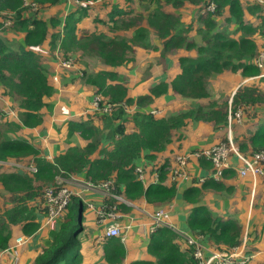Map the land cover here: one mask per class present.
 I'll use <instances>...</instances> for the list:
<instances>
[{
    "label": "trees",
    "instance_id": "1",
    "mask_svg": "<svg viewBox=\"0 0 264 264\" xmlns=\"http://www.w3.org/2000/svg\"><path fill=\"white\" fill-rule=\"evenodd\" d=\"M26 1L31 5H25ZM61 1L0 0V100H3L0 103V252L3 253H12L9 249L18 236L28 238L42 230L39 228L46 210L42 200L43 189L54 184L56 178L80 175L95 186L110 181V192L126 202H144L154 209L170 205L175 200L176 188L164 182L162 166L154 163L157 155L168 151L173 143L179 144L190 124L210 122L217 130L225 129L229 111L233 113L247 105L264 104V90L259 91L255 86L239 88L233 94L229 108L226 103L218 105L210 101L206 107L195 105L171 115L161 110L159 104L168 94L176 99L209 98L206 85L214 74L229 71L239 72L242 79L264 78L260 76L261 69L251 62L258 50L253 35L264 41V4L255 0L245 4L241 0H153L156 8L146 16L145 26L141 14L124 18L134 12L131 7L134 0H123L122 3L73 0L74 8L64 17H44L41 14L58 6ZM137 3L142 5L143 0H137ZM210 3L215 5L214 10L203 13ZM161 4L175 12L185 5L192 8L200 21L199 27L194 29L195 38L185 36L189 32L186 31L190 27L188 24L180 28L181 22H189V16L167 12ZM98 5L109 7L105 18L94 14L92 29L78 32L81 20L88 19ZM33 6L35 10L31 11ZM221 21L223 29L218 26ZM257 21L258 25L253 26ZM4 22H9V25L4 26ZM97 23L105 29L98 31ZM151 37L160 42L162 58L169 54L177 56L174 53L180 49L190 53L177 56L179 72L169 82L161 80L149 86L144 94L133 96L114 68L131 63L135 49L157 52L159 46L152 43ZM46 50L50 53L42 58ZM77 57L97 58L96 62L103 68L62 73L71 65L75 67ZM53 65L59 71H54ZM54 77L66 78L61 86H68L69 80L73 81L71 83L79 82L97 104L87 117L60 121V115H52L55 117L53 125L60 122L56 134L66 129L68 137L76 134L84 144L61 150L57 143L49 160L41 145L31 141V134L27 132L39 127L46 131L50 129L51 108L56 95L52 83ZM163 99L168 101V97ZM105 106L110 109L104 111ZM128 112L130 118L126 117ZM128 121L132 123L131 132L126 131L125 123ZM239 149L244 153L264 151V120H257ZM139 159L150 163L155 170L161 168L159 183L143 186L136 178L134 169ZM198 163L207 175L211 170L210 162L201 157ZM20 164L26 168L33 166L35 171L16 169L15 166ZM231 173L234 172L226 171L223 179ZM201 177H204L202 183L194 180L180 195V200L189 207L187 226L190 231L202 235L212 250H232L242 244V227L237 220L222 218L202 204V196L207 191L229 194L230 189L224 186V180L216 182L207 176ZM4 195L11 198L12 206L3 207ZM76 203L80 219L75 209L68 212L65 209L64 217L54 230L48 231V242L31 264L82 263L81 222L87 207L79 197ZM103 205L106 212L129 213L133 209L110 196H106ZM246 236H250L249 231ZM107 239L100 260L94 264L122 262L125 249L120 238ZM177 239L178 236L166 227L149 234L147 251L155 257V264H199L190 255L191 249L181 248ZM249 257L250 262L252 255ZM130 264L154 263L137 261Z\"/></svg>",
    "mask_w": 264,
    "mask_h": 264
},
{
    "label": "crops",
    "instance_id": "2",
    "mask_svg": "<svg viewBox=\"0 0 264 264\" xmlns=\"http://www.w3.org/2000/svg\"><path fill=\"white\" fill-rule=\"evenodd\" d=\"M247 2L253 1L247 0ZM185 7L193 11L192 8H189L187 6ZM105 9V12H107L109 7ZM164 10L174 14L177 13L174 9L169 8V6L168 10ZM247 20L252 21V18L247 17ZM258 23L259 21L253 22V25H258ZM139 51L147 54L148 56L150 53L156 54L158 52H153L152 50ZM189 53L190 52H186L184 49H182L180 55H187ZM159 56L162 57L160 53ZM167 56L168 55H166L165 57ZM135 62L136 61L134 59V61L129 63L126 67L128 69H133V66H135L133 64ZM55 69H57L56 66H54V71ZM57 71H59V69H57ZM116 72L119 73L118 71ZM178 72L179 68L175 72V74H177ZM120 75L124 80L123 82H125L123 75ZM56 82L57 80L53 79V83L56 84ZM71 82L73 81L69 80L68 86H66L65 88H75L81 85L79 82ZM61 84L63 83L61 82ZM62 88L64 89L63 85ZM63 95H66V92H63L61 94V96ZM56 96L57 95H55L54 98H56ZM75 96L76 95H71L70 98L74 99ZM0 103H3V100H0ZM2 108H5V105H3ZM60 119L64 120L61 116ZM242 120L243 122H246L245 118ZM241 122L242 121L240 118V121L236 123ZM43 130L46 131L44 128L39 127L37 129L28 131L27 134H31L30 137L33 139V142L35 144L38 145V143L40 142L39 145H41L42 141H38L37 138L41 139L40 132ZM252 130L253 122L249 126V130L247 132H244V134H242L241 136H238V134L236 133V128H233V131L232 129L228 130L227 127L225 129L217 130L210 122H200L196 125L190 124L184 132V138L182 139V141L179 144L173 143L172 146L168 148V151L158 154L157 159L154 163H156L158 167L162 166V169L165 172L164 182L170 185L168 173L172 168L176 166V162L174 161L176 155L185 154L217 144L219 142H222V140L224 139L226 140L228 135H230L232 139L234 137H237L238 143L236 144L239 146L243 141L246 140L247 136L250 135V132ZM205 133L209 134L207 138H205L204 136ZM249 148H251V146H249ZM44 154L46 153L44 152ZM136 167H141L143 170V186H146L147 184H153L156 170L152 168L151 164L139 159L136 163ZM201 168L202 167L199 166L198 159L195 158L189 160L186 166V170L195 178L207 176L204 175L206 174L204 168ZM160 169L161 168H158V170ZM64 181L71 184L69 185L70 188L77 194L76 196L73 195L75 196V199L76 197L77 199L79 197L87 207L84 210L83 220L81 222V225L83 227L81 233L82 238H80V254L82 256L81 264H94L95 262L100 260L99 257L103 254L106 242L109 240L104 237V233L106 228L112 224H117L120 226H126L128 224L130 225V228L126 234V239L124 242H122V245L125 249V256L122 262L118 264H130L131 262L137 261H146L155 264V257L150 255L147 251V242L149 235L146 226L149 222L148 215H150L157 208L154 209L144 202H139L137 205H135L124 201L127 205H130L133 208L131 212H112L115 214V218L105 217L103 219H100L97 212L104 206L103 201L106 198L104 196V193L98 188L81 189L78 182H82L84 184L86 180L80 175L69 177L67 179H64ZM223 182L224 186L230 189L229 194H220L217 192L207 191V193L202 196V204L206 205V207H208L214 214L221 216L222 218H232L237 220L243 230L242 239L244 238V254L246 256L252 255L249 264L264 263V180L257 179L253 181L248 176L241 177L238 176L236 172H234L231 173ZM188 185L189 183H181L179 184V186L175 187V200L170 205H166V207L170 210L171 224H173L175 228H177V230H179L180 232L195 236L198 234L190 231L186 222V215L189 212V207L185 206L183 204V201L180 200V195L183 189ZM39 231L33 236L28 237L24 244L16 248L17 260L15 262L14 256L11 252L8 251L3 253L0 256L2 264H31L33 258L42 250V248L49 240L48 230L42 229ZM248 231L250 232V236L247 237L246 233ZM111 239L115 240L116 238ZM177 243L181 248L185 247L183 239L178 238ZM202 246L207 251L212 250V247L204 237L202 239ZM206 255H208V253H206Z\"/></svg>",
    "mask_w": 264,
    "mask_h": 264
},
{
    "label": "rangeland",
    "instance_id": "3",
    "mask_svg": "<svg viewBox=\"0 0 264 264\" xmlns=\"http://www.w3.org/2000/svg\"><path fill=\"white\" fill-rule=\"evenodd\" d=\"M113 2L120 3L122 0H109ZM247 0H242V3L245 4ZM149 2H151V5H149ZM25 5H31L26 1ZM75 3L73 0H62L61 3L49 10H44L41 12V14L44 17H49V16H54V15H61L64 17L72 8H74ZM164 9L168 10L167 5H163ZM165 6V7H164ZM186 6V5H185ZM185 6H182L180 9H177L178 13H181V16H189V22H181L180 28L183 26H190L186 31H189L188 33L185 34V36H194V29L199 27L200 21L198 19V14L189 9H187ZM131 7H133L135 10L132 14L129 16H125L124 18L128 17H133L135 14H141L142 15V24L145 26V18L149 13H152L156 6L153 0H143L142 5H138L137 0H134L132 3ZM162 9V8H161ZM31 11H34L35 8L34 6L30 8ZM105 8H102L100 5L94 7L92 12L89 14L88 19H83L79 23L78 27V32L81 31L82 29H92L93 24L91 22V18L94 14L101 18H105ZM141 24V25H142ZM9 25V22H4V26ZM96 29L98 31H102L105 28L101 26L100 23L96 24ZM218 26L220 28H224L223 21H221ZM257 26V25H253ZM227 28V27H225ZM232 28L229 25V31H231ZM9 36H12L11 33H7ZM264 37V36H263ZM253 38L256 40L257 45H258V50H257V55L252 60L251 62L255 64L256 60L258 59L259 53L264 49V41L261 39L258 35H253ZM152 43L155 42L159 46V50L156 54H149V56L145 53L140 52L138 49L136 50L135 53V63L133 65V69H128L127 67H117L115 68L116 71H118L120 74L123 75L125 79V88L128 90L130 95L137 96L144 94L146 91H148V87L155 85L156 83L160 82L161 80L164 82H169L172 76L175 74V72L178 70V64L176 61L177 56L181 54L182 49H180L177 54V56H171L170 54L162 58L159 56V52L161 50V44L159 41H156L153 37H151ZM50 53L49 50H46L44 53H42V58L46 56V53ZM51 55V54H50ZM97 58H78L75 60L77 64H74V68L72 65L69 68L63 69L62 73L64 72H71L73 70L74 72H77V70L81 69H86V70H99L102 69L103 66L100 65L98 62H96ZM134 61V60H133ZM45 63L47 64L48 61L46 59ZM66 66L67 65H62ZM54 68V65H53ZM110 68V67H108ZM59 69V68H58ZM262 71V77H264V65L263 68L261 69ZM61 73V74H62ZM56 76V73L53 75ZM57 82L54 84L55 89H57L56 93V98H55V103L53 104V107L51 108V117H50V122H49V130L47 131H41V139L37 138L38 141H42L41 147L43 148L44 152L46 153L45 156L47 159H51L52 155L54 154V145L55 144H60L61 145V150H63L66 147L73 146V145H82L84 142L80 137H78L76 134H73L72 136L68 137L67 136V130L62 129L61 132L56 134L57 132V127L59 126L60 122L56 121V124L53 125L54 123V118L52 115L58 114L61 117H63L64 120H70L72 118H77L80 116L87 117L89 113H92L96 108L95 104L93 102V97L88 99L91 95V93H84V89L80 85L79 87H68L64 89L61 86V82L63 80H66V78H56ZM61 80V81H60ZM242 86H255L259 91L264 90V78H259V79H254V78H249V79H242L239 75V72L231 73L229 71L224 72L219 75H211L208 80V84L206 85V90L209 94V98L206 99H176L173 97V95H167L163 98L168 97V101H164V99H161V102L159 103L161 105V110L166 112L167 114H176L179 112H184L188 108L194 107L195 105H199L202 107H206L210 101L216 102L218 105H223L226 103L227 108H229L232 104V96L235 94L239 88ZM252 89V88H250ZM63 92H66V95L61 96ZM71 95H76L74 99H71ZM175 99V100H173ZM239 108L240 114H241V123H236L238 121H231L228 123L227 128L228 130L233 128H236V133L238 136H241L244 134V132H247L249 130V126L253 122V128L257 124L258 121L264 120V104H255V105H247V107L244 106ZM131 111V110H130ZM129 111V112H130ZM128 115H126L127 118H130ZM160 113V111H159ZM234 113V112H233ZM231 113V114H233ZM246 119V122H243L242 119ZM62 119H60L61 121ZM126 131L131 132L132 130V123L131 122H126ZM49 131V132H48ZM232 133V132H231ZM228 134V132H227ZM226 134V135H227ZM234 134V133H233ZM60 137H58V136ZM205 138L209 136L208 133L204 134ZM257 136V134H256ZM58 137V138H57ZM235 143L237 142V137H234L232 139ZM31 141L33 139L31 138ZM40 143V142H39ZM38 143V145H39ZM82 143V144H81ZM105 144V142H103ZM12 166V165H8ZM21 167H16V169H21V171L28 170L25 166L20 164ZM13 167V166H12ZM62 184L64 186H67L70 188L69 183L63 181ZM3 201V207H10L12 206L13 202H11V198L4 195L2 197ZM76 199L75 196H72L68 204L66 206V211L68 212L70 209H75L76 206ZM123 201V200H121ZM135 204V203H134ZM137 205V204H135ZM76 216H78L79 212L77 213V208L75 209ZM64 217V216H63ZM82 238V235H81ZM78 249V248H77ZM75 253H78L76 250ZM1 262V259H0ZM2 264V262L0 263Z\"/></svg>",
    "mask_w": 264,
    "mask_h": 264
},
{
    "label": "built area",
    "instance_id": "4",
    "mask_svg": "<svg viewBox=\"0 0 264 264\" xmlns=\"http://www.w3.org/2000/svg\"><path fill=\"white\" fill-rule=\"evenodd\" d=\"M260 4H264V0H255ZM215 8L213 3H210L203 13L206 11L212 12ZM255 65L262 69L264 65V49L259 53L258 59L255 62ZM53 79H56L54 77ZM94 104H97V101H93ZM110 108L105 106L104 111L109 110ZM228 123L231 121H240L241 114L239 109L233 114L228 112ZM205 158L211 164V170L207 174V177L211 178L216 182H221L224 179V173L228 170H233L241 177H250L253 181L257 179L264 180V151H255L250 153H244L239 149V146L232 140L231 136L228 135L226 140L219 142L217 144L205 147L199 151H192L185 154H178L175 156L174 161L176 166L170 170L168 173L169 183L175 187L179 186L181 183H191L196 180L198 183L204 181V177H193L187 170L186 166L189 160L195 158ZM21 167L20 165H16ZM27 169L35 171L33 166L28 167ZM136 178L143 184L144 183V174L141 167H135L134 169ZM160 170L156 169L154 182L153 184L159 183L160 179ZM64 179L56 178L54 184L44 187L42 200L43 206L45 207V215L42 219L41 226L39 229H45L52 231L56 228L58 221L64 215L66 206L69 199L73 195H77L72 191L71 188L64 186L62 182ZM81 189H90L98 188L103 193L104 196H110L116 200H123L120 196L112 194L111 182L107 181L100 183L98 185H92L89 181L78 182ZM148 185V184H147ZM146 185V186H147ZM124 202V200H123ZM115 213V212H114ZM112 211H105V207H102L97 214L100 219L105 217L115 218V214ZM149 222L147 223L146 229L148 235L155 232L160 227H166L173 231L179 239H183V242L186 247L191 249V256L199 264H249V256L244 254L243 243L244 238L242 239V244L236 246L229 251H216V250H206L202 246V235L198 234L195 236L184 234L175 228L170 222V210L165 207L157 208L150 215H148ZM130 228V225L120 226L117 224H112L108 226L105 230L104 237H119L121 242H124L126 239V234ZM27 240L25 235L18 236L14 245L9 249L12 251L14 256V262L17 260V251L16 248L24 244ZM208 253V255H206ZM3 252H0V256Z\"/></svg>",
    "mask_w": 264,
    "mask_h": 264
},
{
    "label": "water",
    "instance_id": "5",
    "mask_svg": "<svg viewBox=\"0 0 264 264\" xmlns=\"http://www.w3.org/2000/svg\"><path fill=\"white\" fill-rule=\"evenodd\" d=\"M78 219H80V212H79V214H78Z\"/></svg>",
    "mask_w": 264,
    "mask_h": 264
}]
</instances>
